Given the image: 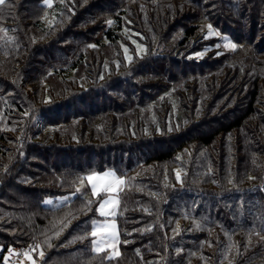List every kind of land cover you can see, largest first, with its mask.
<instances>
[{
  "label": "trees",
  "instance_id": "trees-1",
  "mask_svg": "<svg viewBox=\"0 0 264 264\" xmlns=\"http://www.w3.org/2000/svg\"><path fill=\"white\" fill-rule=\"evenodd\" d=\"M52 1L0 5V264H264V0ZM203 20L237 47L192 60ZM105 168L116 256L91 197L42 203Z\"/></svg>",
  "mask_w": 264,
  "mask_h": 264
},
{
  "label": "rangeland",
  "instance_id": "rangeland-1",
  "mask_svg": "<svg viewBox=\"0 0 264 264\" xmlns=\"http://www.w3.org/2000/svg\"><path fill=\"white\" fill-rule=\"evenodd\" d=\"M52 3H53V1L50 0V5ZM50 5H48V6H50ZM53 18H54L53 14L47 13V15L45 17V23H49V21H51ZM209 25H211V29H209ZM210 32L212 33L211 35L209 34ZM216 33H219V35H216ZM197 37H198L197 39H200V38H206V39L207 38L208 39L213 38V39L210 40V45L207 44L206 46H203L202 48L197 49L196 51H193L191 56L194 58H192V60L193 59H195V60L202 59L206 55V53L211 49H215L217 51V53H222L225 51L234 50L230 46L227 48L225 47V43H228V42H230L231 44H235L236 46L238 45L234 40L231 39L230 35H228L227 33L221 32L218 28H216L214 25H212L210 22H208L206 20L202 21L200 33H199V36H197ZM224 37H227V41L224 39ZM132 42L135 45L136 52L138 54H141L145 51L146 47H145L144 42H142V40H140L139 38L132 37ZM125 55H126V58L131 57V53L129 51H127V53H125ZM105 172H112L115 175L104 177L98 183H105V182L113 181L117 178L122 179L124 181L123 184H120L118 186L119 187L118 193L109 194L107 197H105V198L114 200L116 202V205H117L115 208V214L110 216V217L100 216L99 213L97 212V208L99 206V200L93 196L91 184L87 180V177L89 175L97 174V175L103 176V174ZM124 186H125V177L123 175L117 174L114 171V169H112V168H105L102 170H91L90 172H88L86 174V177L81 179V181L77 185L76 192L71 193V194L47 196L43 199L42 203L48 207H56V206H59L65 202H67L70 197H72L73 195H75L77 193L84 195V196H87V197L88 196L91 197L93 200L96 201V213L98 215V219H96L95 222H96L97 226L104 224V223L115 224V229H113V231H115L116 236H117V240L115 241L116 249H115V252H113L112 249H110V248H108L107 250L111 256H116V255H118L117 253H119V240H120L116 215L118 214V211H119V195H120V192L123 190ZM49 200L51 201V203L46 202ZM96 239H99V237H97ZM102 247H106V246L102 245ZM9 249H11L12 251L10 252ZM1 250H2V247L0 246V252H1ZM40 252H41L40 249H38V251H32V250H28V249L18 250L14 247H9L6 251V253L4 254L2 262L4 264H32V261L35 260L36 264H39V261L42 258L39 254ZM8 253H11V255H13V256L12 257L9 256ZM24 253H29L32 257V260H30L26 255H24ZM8 259H10L11 261L9 262Z\"/></svg>",
  "mask_w": 264,
  "mask_h": 264
},
{
  "label": "snow or ice",
  "instance_id": "snow-or-ice-1",
  "mask_svg": "<svg viewBox=\"0 0 264 264\" xmlns=\"http://www.w3.org/2000/svg\"><path fill=\"white\" fill-rule=\"evenodd\" d=\"M6 0H0V5H5ZM44 3L46 5H50V0H44ZM209 29H211V25H209ZM212 34L211 32L209 33ZM216 35H219V33H216ZM224 39L227 41V37H224ZM231 47L232 49H235L237 46L235 44H231L230 42L225 43V47ZM125 53H127V49H125ZM199 55V54H198ZM217 55H220V53H217ZM128 59H131L128 57ZM115 174L112 172H105L103 176L93 174L89 175L87 177V180L91 184V189L93 196L96 197L99 200V206L97 208V212L100 216L103 217H110L115 214V208H116V202L112 199L105 198L109 194H115L119 191V185L123 184L124 181L122 179H115L113 181L105 182V183H98L101 181L104 177L108 176H114ZM176 179L179 181L181 179L180 173L177 172ZM79 191V190H78ZM47 203H51V201H46ZM91 203V202H89ZM64 227H67V224L64 225ZM92 232L91 237L93 238L91 243L93 245L92 251L94 253H103L106 252L108 248L112 249L113 252H115L116 244L115 241L117 240V236L115 231V224L113 223H104L99 226H97L96 222H92ZM99 237V239H96ZM83 239L84 237H80ZM102 245L106 247H102ZM35 251V248L32 249ZM11 252L12 250L9 249ZM40 256L43 257L44 253L41 251ZM118 254V253H117ZM30 260H32V257L29 253H24ZM112 257H108V259H111ZM7 259V258H6ZM32 264H36L35 260L32 261Z\"/></svg>",
  "mask_w": 264,
  "mask_h": 264
},
{
  "label": "crops",
  "instance_id": "crops-1",
  "mask_svg": "<svg viewBox=\"0 0 264 264\" xmlns=\"http://www.w3.org/2000/svg\"><path fill=\"white\" fill-rule=\"evenodd\" d=\"M14 248H16V249H18V250H25V249H21V248H17V247H14ZM28 249V248H27ZM28 250H32V249H28ZM33 251V250H32ZM9 254V256H13V255H11V253H8ZM8 261H9V259H8ZM10 262V261H9Z\"/></svg>",
  "mask_w": 264,
  "mask_h": 264
},
{
  "label": "built area",
  "instance_id": "built-area-1",
  "mask_svg": "<svg viewBox=\"0 0 264 264\" xmlns=\"http://www.w3.org/2000/svg\"><path fill=\"white\" fill-rule=\"evenodd\" d=\"M9 261H11V260L9 259Z\"/></svg>",
  "mask_w": 264,
  "mask_h": 264
}]
</instances>
